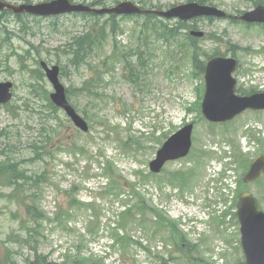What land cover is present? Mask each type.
Returning a JSON list of instances; mask_svg holds the SVG:
<instances>
[{
  "label": "rangeland",
  "instance_id": "1",
  "mask_svg": "<svg viewBox=\"0 0 264 264\" xmlns=\"http://www.w3.org/2000/svg\"><path fill=\"white\" fill-rule=\"evenodd\" d=\"M7 1L20 4L21 0ZM31 1L41 3L51 0ZM151 1L166 6L187 2ZM209 1L237 15L253 7L250 0ZM105 19H101V24ZM92 21L72 16L44 20L0 17V82L10 81L15 85L13 103L0 109V130L5 129L8 135L5 143L9 142V150H16L14 160L28 159L24 166L26 175H37L44 181L40 183L39 190L32 191L37 202L29 200L28 206L18 204L16 198L0 196V264H29L43 257L55 263L71 264L68 261L70 256L74 258L79 253L90 258L95 262L93 264L243 263L241 226L234 208L244 189L256 195L259 207L263 208L264 178L246 186L241 178L242 169L237 166L234 156L238 151L246 154L249 150L254 153L263 150L264 153V143L258 142H264V138L249 131L247 126L251 123L257 128L264 127V114L242 115L228 126H215V134L210 136V126L200 118L199 112L187 111V108H195L199 101L202 90L198 88L205 83L204 75L200 72L193 75L191 55L185 47L173 59L168 52L178 47L167 46V42L164 45L153 37L147 39L146 33L143 38V46L147 50L144 59H147L148 68L145 86L157 87L160 96L153 90L140 91L123 78L124 64L118 60L113 65L116 43L109 37L93 63L95 66L102 60L107 61L100 86L103 99L92 101L85 97H73L72 103L77 105L82 116L84 109L89 111V115H94L93 121L87 120L90 131L81 132L64 114H52L46 109L42 87L33 90L29 85L36 81L40 86L35 69L39 68L41 61L49 65L59 62V66L64 67L62 82L67 88H77L83 84L92 72L87 67L78 71L68 62L72 58L70 45L72 37L84 32ZM117 23L121 30L118 34L119 45L136 48L143 20L119 18ZM198 25L207 34V38L199 43L203 52L209 55L216 50L225 53L227 48L237 52L236 58L240 62L236 73L240 84L237 90L239 86L243 87L242 90L256 88L255 84L258 90L264 88V74L253 73L255 66L264 64V55L256 53L259 48H264V29L254 27L244 30L223 20L211 23L203 21ZM213 37L218 40H213ZM112 66L115 68L109 70ZM41 84L47 87L50 94L53 92L47 78ZM161 98L164 113L162 118L157 115L156 123L152 125L151 104ZM148 116L152 124L142 131L140 122L145 123L144 118ZM194 121L198 124L193 133L194 155L200 145L211 154L203 168L196 170L192 179L188 176L186 183L171 184L168 176L194 168L195 164H189L187 160L186 164L171 163L160 175H153L149 165L166 141L165 137ZM249 135L252 141L250 147L249 140L244 142V136L249 138ZM226 136L234 150L232 145L229 150L223 148L225 143L230 144L223 139ZM246 155L249 156V152ZM108 162L114 164L123 180L136 188L148 206L161 210L166 219L174 222L185 235L186 243L183 246L197 247L192 260L182 258L183 254L177 249L178 242L169 239L170 229L167 225L166 233L155 236L140 224L141 220L146 219L152 226L157 220L152 213L145 217L139 215L126 227L117 226L118 214L125 208H134L138 196L133 194L132 187L126 185L122 190L117 189L116 193L104 190L106 185L108 188L112 184L111 176L104 169ZM218 165H222L224 171L216 175L215 167ZM213 180L216 181L215 185L212 184ZM225 180L232 181L233 187L227 186ZM213 188L214 192L211 193ZM224 188L228 192L223 191ZM9 192L10 188H0V195H9ZM206 193L211 194L205 196ZM71 196H74L77 208L71 210L72 215L68 216L66 212ZM222 204L228 209L222 212H228L220 218L221 213L216 211ZM33 211L43 217V221L39 222L43 240L38 247L23 237L25 231L21 229L26 213ZM201 213L207 214L204 219H201ZM116 234L130 236L135 243L124 249ZM173 256L177 259H172ZM159 257L164 258L166 263ZM196 258L199 259L193 260Z\"/></svg>",
  "mask_w": 264,
  "mask_h": 264
},
{
  "label": "water",
  "instance_id": "2",
  "mask_svg": "<svg viewBox=\"0 0 264 264\" xmlns=\"http://www.w3.org/2000/svg\"><path fill=\"white\" fill-rule=\"evenodd\" d=\"M9 9L15 13L21 14L28 12L35 15H58L66 12L84 11L88 8L82 6H72L68 0H59L53 3L41 4L38 6H16L6 4L0 1V10ZM94 12L117 13V14H154L166 18L178 17L182 20H190L200 16H218L226 17V15L213 7L200 6L198 3H190L181 5L166 12L162 11H143L131 4L119 6L111 10H94ZM243 21L249 23H264V7L259 6L254 11L246 13L242 18ZM201 37L202 34H194ZM43 68L47 72V76L52 82L55 93L51 95V99L55 104L63 107L71 116L77 126L87 131L88 127L84 121L76 114L74 109L66 101L64 88L59 81L58 68L49 69L45 63ZM236 69V62L233 60L220 59L214 68V73L218 83V90L221 87L224 92L218 93L209 99L210 109L205 110V114L210 121L224 122L232 120L238 114L249 108L264 109V95L255 96L253 98H236L234 89L236 81L232 79L231 74ZM11 83L0 84V104L8 103L12 99ZM216 90V89H215ZM229 100L222 102L221 99ZM192 126L184 128L182 131L174 135L159 151L158 158L151 163V169L155 173H159L166 161L176 160L186 156L191 148ZM264 173V157H259L252 165L250 173L246 180L252 182ZM239 219L242 225V245L246 255L245 264H264V212L257 210L254 199L249 194H243L239 202Z\"/></svg>",
  "mask_w": 264,
  "mask_h": 264
},
{
  "label": "trees",
  "instance_id": "3",
  "mask_svg": "<svg viewBox=\"0 0 264 264\" xmlns=\"http://www.w3.org/2000/svg\"><path fill=\"white\" fill-rule=\"evenodd\" d=\"M183 27V25H180L177 29H168V33L170 34L171 38H174L176 35L175 33L179 28ZM157 32V31H155ZM105 28L103 26L100 27V30L98 31H89L88 33H83L79 36H75L72 39V43L70 45L72 60L71 62L76 64L77 66L82 65H88L92 68V71L94 72V75L92 77L90 76L88 78V81L84 85V92L86 95L92 94V88L94 87L96 81L98 80L99 73L96 71V67H93L90 63V61L95 57L96 48L98 45L105 40ZM130 55L128 53L123 55V58L127 62V67L132 73L129 77L127 74L125 75L126 79H129L133 83H136V80L133 77V74L135 72V69L131 65L130 62ZM141 60V57H140ZM100 96L98 92V87H96L95 97L98 98ZM6 160L11 161L10 158L6 157ZM14 168V169H13ZM106 174L108 176H111L112 184L109 187L110 191L115 192L117 189L122 190L124 188V185H127L126 181L123 180V177L117 173L112 163L108 162L105 167ZM2 174L3 178H6V176L10 177L11 180L15 182V184H12L15 186V190L19 191L24 187V183H26L27 178H25L24 173L20 174L19 170L16 169V165H10L8 168L2 166L0 168V175ZM6 175V176H5ZM20 183V184H17ZM141 196H139V204L136 206L137 209L142 213L145 214L146 211L152 210L149 207H146L144 205V202L141 201ZM74 201V200H73ZM73 201L70 202V205L73 203ZM156 216L158 217V226L165 225L166 219L157 211H154ZM134 215L133 209H128V211H125L122 213V220L123 223H125L126 220L130 219ZM39 218L42 217V215H38ZM173 231L175 232L174 226H172ZM35 233L34 231H30V234ZM191 250V249H190ZM72 259V258H71ZM75 263L84 262L87 263L83 259H73Z\"/></svg>",
  "mask_w": 264,
  "mask_h": 264
},
{
  "label": "flooded vegetation",
  "instance_id": "4",
  "mask_svg": "<svg viewBox=\"0 0 264 264\" xmlns=\"http://www.w3.org/2000/svg\"><path fill=\"white\" fill-rule=\"evenodd\" d=\"M254 1H256V2H258V3H260V4H263L264 5V0H254ZM255 4V3H254ZM255 6H258L257 4H255Z\"/></svg>",
  "mask_w": 264,
  "mask_h": 264
},
{
  "label": "bare ground",
  "instance_id": "5",
  "mask_svg": "<svg viewBox=\"0 0 264 264\" xmlns=\"http://www.w3.org/2000/svg\"><path fill=\"white\" fill-rule=\"evenodd\" d=\"M9 143V142H8Z\"/></svg>",
  "mask_w": 264,
  "mask_h": 264
}]
</instances>
